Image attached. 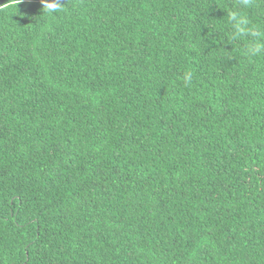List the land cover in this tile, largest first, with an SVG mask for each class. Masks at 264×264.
<instances>
[{
    "label": "trees",
    "instance_id": "1",
    "mask_svg": "<svg viewBox=\"0 0 264 264\" xmlns=\"http://www.w3.org/2000/svg\"><path fill=\"white\" fill-rule=\"evenodd\" d=\"M43 2L0 0V264H264V0Z\"/></svg>",
    "mask_w": 264,
    "mask_h": 264
},
{
    "label": "clouds",
    "instance_id": "2",
    "mask_svg": "<svg viewBox=\"0 0 264 264\" xmlns=\"http://www.w3.org/2000/svg\"><path fill=\"white\" fill-rule=\"evenodd\" d=\"M42 7L46 11H55L58 8V5H55L53 3H48V2H43L42 0ZM242 30L237 27V34H239ZM252 53L255 54L256 52L260 51V46L259 45H254L251 49Z\"/></svg>",
    "mask_w": 264,
    "mask_h": 264
}]
</instances>
